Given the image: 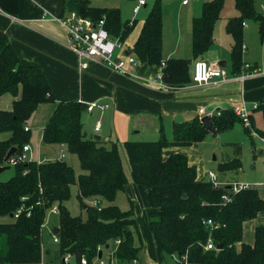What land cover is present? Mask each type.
Masks as SVG:
<instances>
[{
	"label": "trees",
	"instance_id": "trees-1",
	"mask_svg": "<svg viewBox=\"0 0 264 264\" xmlns=\"http://www.w3.org/2000/svg\"><path fill=\"white\" fill-rule=\"evenodd\" d=\"M237 15L226 25L233 39L231 67L233 75L242 69L244 23L254 21L264 34V16L254 0H233ZM68 7L80 17L96 22L105 17L110 38L124 42L133 24L122 22L118 9L95 8L88 0H75ZM223 0H211L202 6L201 15L192 21L193 59L205 54L213 44V29L223 11ZM161 1L155 0L142 25L132 53L140 63L160 66L162 59ZM163 82L183 87L190 80V60L170 59L162 71ZM10 94L15 100L10 111L0 109V166L10 148L16 156L29 142L24 128L40 104H55L43 73L34 66L21 64L9 36L0 31V97ZM19 96V97H18ZM264 118V103L258 106ZM87 105L60 101L46 123L42 142L65 145L77 157L81 174L63 159L20 162L10 166L12 176L0 181V264H39L43 253V228L52 207H56L58 229L50 231L58 239L56 254L69 255L75 262L82 256L91 259L99 253L113 252L117 264H138L142 249L132 207L122 210L117 194L126 185V174L116 143L107 146L100 139L83 133L82 116ZM232 110L209 118L211 129L219 133L238 121ZM8 135L4 137L3 135ZM208 134L199 118L173 127L172 140L161 130L155 141H126L125 148L132 182L144 187L149 200L148 226L158 252L176 256L184 264H264V226L254 230L252 244L243 242V224L264 211V198L256 189L233 192L232 187L214 186L199 178L196 168L179 153L163 156L168 147L190 146ZM240 167L238 160L221 164V171ZM75 185L79 202L98 201L100 211L85 205L86 218L73 216L66 208ZM228 195L229 200L222 199ZM19 211L17 217L15 215ZM211 220L208 226L205 221ZM120 243L116 248L114 242ZM208 240L214 248L205 250ZM221 248H217L218 246ZM115 248V250H114ZM135 261V262H134Z\"/></svg>",
	"mask_w": 264,
	"mask_h": 264
},
{
	"label": "crops",
	"instance_id": "crops-1",
	"mask_svg": "<svg viewBox=\"0 0 264 264\" xmlns=\"http://www.w3.org/2000/svg\"><path fill=\"white\" fill-rule=\"evenodd\" d=\"M72 1L75 0H0V31L9 36L10 43L21 64L34 66L43 73L55 100V104H40L26 125L29 133L36 129L41 131L38 147L40 146L46 153L52 152V146L60 149L59 155L53 158V161L61 159V155L64 154L65 150L70 154L65 145H47L42 142L43 129L50 119L55 105L60 101H73L86 105L96 103L106 106L103 110L94 108L92 111H86L83 114V133L88 137L85 124L87 120L95 117L91 130L92 135L100 139L107 146H110L111 143L117 144L124 172V163L128 164L127 154L123 146L124 142L155 141L159 138L161 130L166 136L165 131L167 127L164 123L169 126L172 134L173 127L177 124L188 122L195 118L201 120L205 116L208 118L215 117L217 116L216 113L220 112L221 114L226 110L233 111L237 106H245L249 112V123L253 125L257 136L249 133L246 126L243 124L244 127L241 122L237 121L231 128L225 131L219 133L208 131L205 137L208 135L218 136V134H225L226 132L238 129L240 126L253 146L252 157H255V140L263 143L262 147L264 149V141L261 140L264 139V118L262 112L257 109L260 104L264 103V34L261 36L260 41V44H262L260 66L253 57L249 47L250 43L248 40L251 35L249 36L248 34L252 32L251 27L247 25V22L244 23L242 61L245 64L236 75H233L231 67L233 39L229 34H224L227 35L224 37H214L215 28L213 29V44L210 49L201 57L193 59L191 51L192 21L201 15L203 4L211 0L203 1L201 4H198L201 0H189L186 5L183 4L184 0H182V6L187 7L184 10L183 17L179 13L165 15L170 19L169 29L173 43L166 49L161 45V48H163V61L160 66H150L139 62L137 68L134 69V77L117 75L106 67L97 64H90L85 71L80 72L78 71L80 60L76 54L68 49L67 32L61 23V20L72 10L68 7V3ZM88 1L92 7H95L92 4V0ZM139 1H143V7H147L144 0H138V5L132 8L134 15L140 11ZM191 2H195L196 4L190 5ZM254 5L264 16L263 1L259 3L254 2ZM137 7L138 9L135 10ZM107 9H118L120 13L118 7ZM149 10L143 15L141 20H137L136 18L122 19L120 15L122 22H128L130 25L133 24V29L124 42L114 39L118 40L122 46L118 50L120 51L119 56L122 54L126 55V52L134 55L132 48L139 37ZM236 15V9L235 13L228 17H224L221 13L216 23L223 18L228 22L230 18ZM163 24L164 15L162 13V26ZM123 46L127 47L123 49ZM170 59L190 60V77L193 64L197 59H201L208 64H217L218 66L219 63L223 62L226 64V67L222 68L227 72V80L203 86H194L190 80L183 87L168 86L163 82L162 71L165 68V62ZM162 63H164V67L161 66ZM250 73L252 75L247 76ZM241 76H245V78L239 79ZM14 100L15 98L10 94L1 96L0 109L10 111ZM200 110L204 111L202 116L199 114ZM97 115L98 118H96ZM96 124L100 126L98 131H95ZM3 136L7 137L8 135L5 134ZM204 139L190 146L165 148L163 156L166 158L173 153L183 154L187 157L189 164L196 168L199 178L208 180V173L212 172L218 186H248L251 189H256L260 197L264 198V184L254 183L251 179L247 180L243 176L244 174L240 170V153L236 150L232 154H227L223 151L221 162L216 167L218 173H215L213 170H209L206 173L201 160L202 154H199V145ZM28 146L33 160L39 159L43 162L50 160L46 159V155H40V147L37 154H34L29 142ZM187 148L189 150L188 153L185 150ZM240 150H242V147ZM70 155L72 156V154ZM259 155L264 156V150H261ZM235 159L240 162L239 168L230 171L220 170L221 164ZM63 160H66L65 154ZM213 160L216 161L217 158L214 157ZM5 165H8V163H4L2 166ZM127 166L129 171V165ZM258 186L261 189H258ZM87 202H89L88 205L93 203V201ZM148 211L149 208L146 212L148 213ZM249 223H254V230L259 225L264 226V211L259 213L254 220L245 222L243 227L245 228ZM54 227H50V230L48 229L47 232V238H49L48 240L52 242L53 246L51 247L49 242L44 243L43 241L42 248L44 250L42 261L39 264H64L63 258L58 257L56 254V243L53 242L52 235L49 232L53 231ZM243 242L246 244L253 243V241L249 243L245 238H243ZM157 253L160 254L158 250ZM173 257L178 264H184L176 256ZM143 260L144 252L142 251L137 263L142 264ZM65 264H76V262L71 258Z\"/></svg>",
	"mask_w": 264,
	"mask_h": 264
},
{
	"label": "rangeland",
	"instance_id": "rangeland-1",
	"mask_svg": "<svg viewBox=\"0 0 264 264\" xmlns=\"http://www.w3.org/2000/svg\"><path fill=\"white\" fill-rule=\"evenodd\" d=\"M146 2L147 7L139 6V13L134 15L132 12V8L135 5H138V0H92V4L95 7H106V8H112V7H118L120 9V15L122 19H130V18H136L137 20H141L143 15L147 13V11L151 8V5L154 0H144ZM161 10L164 15V24L162 29V46L163 48H167L172 45V38L170 34L169 29V17L165 16L166 14H177L181 15V17L184 16V10L187 8L182 6V0H160ZM203 1L208 0H201L198 2V4L203 3ZM264 4V0H255L254 2L259 3L262 2ZM224 2V11H222V15L224 17L231 16L233 13H235V8L233 4V0H223ZM196 4L195 2H191L190 5ZM256 6H258L256 4ZM226 19H220L216 25H215V35L214 37L219 36H227L228 33L226 31ZM247 25L251 27V33L248 35L251 37L249 38L248 42L250 51L255 58V60L258 62V64L261 66V35L259 34L258 27L259 24L254 21H247ZM220 27V29H219ZM223 33V34H222ZM227 34V35H224ZM127 46H123V49H125ZM162 48V49H163ZM120 51H116V55H119ZM164 56V55H163ZM249 58V57H248ZM138 60V59H137ZM201 60V59H197ZM196 60V61H197ZM139 61V60H138ZM229 70V69H228ZM96 114H98L96 112ZM235 115V114H234ZM94 117V116H92ZM98 118V115L97 117ZM240 119V118H239ZM241 124L244 123L239 120ZM95 121V117L87 120L85 124V130L87 131L88 138H95L92 135V128L93 123ZM166 128V137L168 139H172V134L169 126L164 123ZM246 128L249 130V133L254 135V127L251 123L248 125L244 124ZM243 125V126H244ZM244 126V127H245ZM87 128V129H86ZM256 134V133H255ZM41 135L40 130H32L30 132L29 137V144L33 150L34 154H37L38 152V145H39V137ZM252 136V135H251ZM149 137V136H148ZM255 140V139H254ZM230 145L228 146V144ZM227 144V145H225ZM255 157H252L253 146L248 138V136L243 132L242 127H238V129H234L233 131L226 132L225 134H218V136H212L208 135L205 137L204 141L200 143L199 145V154L201 153V160L203 162V169L206 173H208L209 170H213L215 173H218L217 164L221 162V157L223 154V151L227 154H232L234 151H238L239 154V160L241 162V172L244 174L245 178L247 180H252L254 183H262L264 184V156H260L259 153L263 149V143H261L258 140H255ZM242 147V150H240ZM53 148V149H52ZM193 148V147H191ZM52 152L46 153L41 147L39 149L40 155L44 156L46 155V159H50L53 161V158L59 155L60 149H58L55 146L51 147ZM188 153V148L185 149ZM66 155V162L73 168L75 176H78L81 174V169L78 163L77 158L74 155H70L66 152V150L63 152ZM237 153V154H238ZM217 158L216 161L213 160V158ZM49 160V161H50ZM128 165V164H127ZM124 163L125 166V173H126V185L122 191H120L117 194L116 197V204L122 209V210H128L132 207L133 213L136 220V230L139 234V237L141 239L142 243V249L144 252V260L143 263L145 264H178L173 256L167 255V254H158L156 250V246L153 243V238L148 226V220H147V209L150 207L149 200L147 196V191L144 187L135 185L130 177V170L128 171V166ZM198 169V168H197ZM197 172V170H196ZM13 174L12 169H8L0 174V181H6L8 180ZM258 189H261L259 186ZM76 186L73 185L71 187V197L66 202V208L73 216H81V218H86V211L83 208L85 205H88L89 202L84 201L83 203L79 202L76 194ZM90 205V204H89ZM88 205V206H89ZM57 209V208H56ZM58 211V210H57ZM9 219L4 218L0 219V221H8ZM58 218L56 215L51 214L46 217V224L43 229V241L44 243L49 242L50 246L52 247L53 244L51 241H49L47 238V232L48 229L53 226H56L58 223ZM254 223H249V225H246V227H243V238H245L249 243L250 241H254V229H253ZM50 230V229H49ZM50 232V231H49ZM245 234V236H244ZM51 240V239H50ZM48 247V245H47ZM51 247H49L50 250ZM142 263V264H143Z\"/></svg>",
	"mask_w": 264,
	"mask_h": 264
},
{
	"label": "built area",
	"instance_id": "built-area-1",
	"mask_svg": "<svg viewBox=\"0 0 264 264\" xmlns=\"http://www.w3.org/2000/svg\"><path fill=\"white\" fill-rule=\"evenodd\" d=\"M189 0H184L183 4L186 5ZM144 4L143 1H139V6ZM138 7L135 9L137 10ZM62 25L66 29L68 36V49L76 54L80 60L78 71L83 72L87 69L90 64H97L106 67L111 72L124 76V77H134V69L139 65V61L135 55H116V51L121 49L122 46L118 40L110 38L108 31L105 29V17L94 22L91 19L80 17L75 11H70L68 15L61 20ZM164 67V63L161 65ZM252 73L247 74L251 76ZM245 76H241L239 79H243ZM161 79V77H159ZM227 80V72L224 68L218 66L217 64H208L202 60H197L194 62L192 67L191 82L194 86H203L208 84L220 83ZM106 106L103 104H89L87 105V111L90 112L94 108L103 110ZM234 114L240 118V120L248 125L249 124V112L245 106H237L233 109ZM202 116L204 114L203 110L199 111ZM211 115V114H210ZM217 116L220 112L216 113ZM100 129L99 124H96L95 131ZM25 131L28 128L25 126ZM257 136L256 134H254ZM264 141V139H261ZM64 158V154L61 155V159ZM37 162L41 163V160H33L30 148L28 144L22 147V150L16 156H11L8 160L9 166H14L20 162ZM214 174L212 172L208 173V180L216 187L218 186L214 180ZM249 188L248 186L238 185L232 187V191L238 192L241 189ZM223 200L228 201L230 198L228 195L222 197ZM93 207L100 211L101 207L98 201H93ZM19 214V211L15 215ZM57 215L58 211L56 207H52L48 212V215ZM205 224L212 225L211 220L205 221ZM52 240L54 243L58 242L55 235H52ZM119 240L114 242V247L118 246ZM114 248V250H115ZM214 248L211 240H208L204 249L212 250ZM114 252V251H113ZM113 252H109V255L101 254V256H96L94 258H87L82 256L76 264H117ZM71 256L67 255L63 258V263H68ZM135 262V261H134Z\"/></svg>",
	"mask_w": 264,
	"mask_h": 264
},
{
	"label": "water",
	"instance_id": "water-1",
	"mask_svg": "<svg viewBox=\"0 0 264 264\" xmlns=\"http://www.w3.org/2000/svg\"><path fill=\"white\" fill-rule=\"evenodd\" d=\"M126 55H129V52H126ZM219 66H221V67H226V64L222 62V63H219ZM201 122H202L204 125L207 126V129H208L209 132L214 133V131L211 129V125H210V122H209V118H208L207 116L201 118ZM96 139H98V138H96ZM15 152H16V149H15V148H10L9 151L7 152V154H6V156H5L4 160H3V162H4V163H7L8 160L10 159V157H11L13 154H15ZM9 168H10V166H8V165L0 166V174H1L2 172H4V171L8 170ZM229 187H230V186H228V188H229ZM54 230H55V233L58 232V229H57V228H54ZM217 248L219 249V248H221V246L219 245ZM100 256H101V254L99 253V257H100Z\"/></svg>",
	"mask_w": 264,
	"mask_h": 264
}]
</instances>
